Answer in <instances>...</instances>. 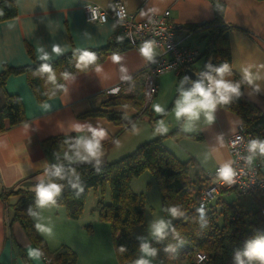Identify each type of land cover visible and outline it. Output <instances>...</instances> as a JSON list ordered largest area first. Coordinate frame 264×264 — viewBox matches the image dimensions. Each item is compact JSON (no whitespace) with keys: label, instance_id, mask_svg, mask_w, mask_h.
Here are the masks:
<instances>
[{"label":"crops","instance_id":"crops-1","mask_svg":"<svg viewBox=\"0 0 264 264\" xmlns=\"http://www.w3.org/2000/svg\"><path fill=\"white\" fill-rule=\"evenodd\" d=\"M123 1L127 9L140 20L168 10L170 20L178 25L174 38L182 45L196 49L198 56L189 67L179 71L168 70L160 74L156 80L157 90L150 98L147 97L149 87L147 65L151 62H146L139 52L144 42L106 55L88 69L87 73H77L76 80L68 85L67 93L62 90L58 95L42 101L36 98L25 74H12L6 78L4 86L0 87V109L5 103L7 93L16 95L21 101L25 121L0 132V264H45L43 256L38 260L29 256V249L37 247L20 222L13 218L12 206L18 198L14 193L17 190L33 191L35 184L38 183L37 177L43 174L45 163H56L55 156L43 146V140L60 136L65 142L68 137L80 135L71 130V126L77 122L91 123L94 127L106 130L107 136L102 141L103 155L99 166L129 154L141 143L159 136L163 137L165 148L177 158L192 159L200 168L202 175L230 162L227 139L242 125L237 115L218 106L213 124H207L202 117L194 131L185 132L173 114L174 101L178 95L176 89L180 79L185 75V70L190 69L199 75L209 61L206 54L209 32L207 23L215 18L213 0ZM220 1L223 3L222 20L228 25L227 39L232 70L242 78L241 68L251 65L253 71L259 70L264 77V67H259L264 65V0ZM15 2L17 15L0 22V71L5 65L18 67L40 61L37 51L40 46H45L46 50L51 52L52 45L59 44L64 49L62 53L64 54L71 50L100 47L115 38H121L119 25L113 18L104 23H89L83 15L82 7L85 3H95L110 11L113 0H15ZM149 9L158 11L153 13L149 12ZM142 11L147 14L141 15ZM27 46L31 48L30 51ZM156 53L157 58L161 54V49L157 46ZM57 57L53 55L52 60ZM135 74L143 77L145 81L146 113H138L132 106L116 105L112 109L122 112L120 121L110 120L101 115H84L90 110L97 109L101 103L119 91L131 93L128 86L131 87L134 83L132 80ZM124 76L131 79H124ZM256 83L260 84L261 91L253 92L245 83L244 95L264 110V78ZM158 104L165 108L164 113L155 110ZM161 120L168 125L167 133L161 134L156 131ZM176 128L184 134L177 138L169 136ZM219 134H223L222 142ZM197 136H201L200 139ZM65 146L67 147L66 144ZM181 146L190 150H183L181 154ZM76 163L94 165V161ZM261 171L264 175V161ZM34 210L39 211L41 217H51V223L56 221L60 224L59 239L54 242L48 239V234L37 230L49 251L66 245L78 252L73 243L63 239L70 231L79 229L81 223L78 218H69L63 205H50ZM93 210L97 214V202ZM97 217L99 216H95L96 220ZM31 218L36 223V218L32 216ZM139 226L133 230L136 237H140L137 233ZM108 230L111 236V227ZM104 234L106 235V232L102 235ZM97 239L99 241L96 243V249L90 251L93 256L97 253L99 245L101 247L104 245L100 244V238ZM105 243L108 244V241ZM109 244L114 261L110 260L108 254L105 256L109 258V264H118L112 237ZM88 250L89 248L86 249ZM153 264H157L154 258Z\"/></svg>","mask_w":264,"mask_h":264},{"label":"trees","instance_id":"trees-1","mask_svg":"<svg viewBox=\"0 0 264 264\" xmlns=\"http://www.w3.org/2000/svg\"><path fill=\"white\" fill-rule=\"evenodd\" d=\"M213 2L216 10L215 18L207 23L209 27L206 50L208 62L215 66L228 62L231 67L227 39L228 25L222 20L223 3L220 0H213ZM0 12H2L0 22L14 18L17 15L15 0H0ZM134 44L136 43L127 39L115 38L103 46L88 48L87 50L96 55V60L89 65L88 69L95 66L106 55L125 50ZM27 47L30 51L31 48ZM74 53L79 54L78 50H71L49 61L56 72L58 83H63L61 73L64 71L74 74L80 72L75 67L76 55ZM40 63L43 61H34L32 64L18 67L5 65L0 71V87L4 86L8 76L22 73L26 75L28 83L39 101L58 95L62 90H57L55 95H50L53 85L46 81V74L44 77L33 75V71ZM205 70L207 69L204 67L203 71ZM133 79L132 86H135L133 93L119 91L101 103L97 109L90 110L84 115H101L110 120L120 121L122 112L112 109L116 105L132 106L137 109L138 113H146L144 78L135 74ZM226 79L241 81L242 78L231 68V72L226 74ZM244 87L245 83L242 82L241 97L221 107L237 115L242 126L252 134V138L264 139V110H261L244 95ZM24 121L25 115L20 99L16 95L7 93L5 103L0 109V132ZM183 134L179 128H176L170 132L169 136L177 138ZM200 137L197 136L199 139ZM43 146L55 156L56 162L57 156L59 155L62 159V153L67 148L60 136L44 139ZM191 162L192 159L185 162L180 161L165 148L163 137L159 136L141 143L129 154L99 166V170L92 164L74 163L73 166L80 173L84 191L76 196V190L68 186L54 205H63L67 216L77 219L83 212L88 190H97L98 187L109 184L110 201L104 202L103 199L98 198V216L100 220L108 222L111 227L118 264H132V261L140 255L139 240L133 234V230L144 222L142 210L144 197L142 194L133 192L130 184L133 178L145 170H149L156 178L161 207L166 219H170L165 210L169 206L178 205L184 213L172 220L173 226L181 233L185 241L176 253L170 254L164 251L167 244L176 243L171 235L163 242L152 240L153 246L159 249L157 257L154 258L157 264H233L234 251L243 248L246 240L264 233V214L258 208L253 217L247 220L242 206L228 203L225 200H221L218 207L209 209L198 207L196 203L198 191L205 185L206 180L201 174L197 178L199 187L193 186V180L189 175ZM14 194L18 195V198L12 206L13 218L20 222L34 245L42 251V256L51 258L57 264H75L77 254L73 249L61 245L55 250L49 251L45 240L38 234L35 222L28 214L30 206L35 209L34 190H17ZM200 209H203L204 215L209 221L208 226L204 229H201L198 223ZM121 245L126 246V252L119 251ZM197 253L205 254L207 259L198 263Z\"/></svg>","mask_w":264,"mask_h":264},{"label":"clouds","instance_id":"clouds-1","mask_svg":"<svg viewBox=\"0 0 264 264\" xmlns=\"http://www.w3.org/2000/svg\"><path fill=\"white\" fill-rule=\"evenodd\" d=\"M148 11L154 13L158 10L149 9ZM146 14L143 11L141 12V15ZM120 15L122 18L123 13H120ZM156 45L157 42L155 40H147L140 47L139 52L146 62L156 63ZM37 51L39 53L38 60L43 61V63H40L33 71V75L44 77L46 74V81L53 85L50 95H55L57 90H63L64 93H67L69 91L68 85L76 80V74L64 71L61 73V78L68 83H58L56 72L53 70L52 64L49 63L53 55L59 56L64 49L59 44H53L51 52L46 50L45 46L38 47ZM78 52V55L74 53L76 55L75 67L80 72L87 73L89 65L96 60V55L87 49L78 50ZM259 67H264V65ZM205 68L207 70L201 71L196 79L189 75H184L176 89L178 95L174 101L173 114L175 120L180 122V127L185 132L194 131L202 117L207 124H213L216 119L215 114L218 106L230 104L241 97L242 82L249 85L253 92L259 93L261 91L260 84L256 82L264 77L261 76L259 70L253 71V66L251 65L241 68V81L226 79V74L231 72L228 62H224L219 66L208 62L205 64ZM123 78L131 79L129 76H124ZM155 110L159 113L165 112V108L159 104L155 106ZM71 130L80 133V135L68 137L64 142L67 148L62 153V159L58 155L56 163H45L43 174L37 177L38 183L35 184L33 189L35 192V209H43L54 205L57 198L68 186L76 190V196H79L84 191L80 173L73 166L74 163L94 161V166L99 170L100 158L103 155L102 141L107 136L106 130L102 127H94L91 123L79 122L73 124ZM168 130V125L163 120L156 127V131L161 134L167 133ZM219 138L222 142L223 134H219ZM246 151L247 155L240 158L250 167L258 155L264 156V139H250L246 144ZM235 175L236 172L232 168L231 162H227L217 169V178L227 183H235L233 179ZM63 181H66V183H63ZM165 210L169 217L173 218L184 214L178 205L169 206ZM199 211L198 223L201 229H204L208 226L209 221L204 215L203 209ZM28 214L36 218L35 227L39 232L48 235L52 234V227L41 222V213L39 211L34 210L30 206ZM170 235L176 243L167 244L164 251L174 254L184 244V237L173 226L171 219L164 217L153 219L148 225V237L151 239L143 236L137 237L140 255L132 261V264H153V258L157 257L159 249L153 246L152 240L163 242ZM119 251L121 253L126 252V246L121 245ZM42 255L43 253L40 249H29V256L34 259L38 260ZM232 259L233 264H264V233L246 240L243 248L234 251Z\"/></svg>","mask_w":264,"mask_h":264},{"label":"built area","instance_id":"built-area-1","mask_svg":"<svg viewBox=\"0 0 264 264\" xmlns=\"http://www.w3.org/2000/svg\"><path fill=\"white\" fill-rule=\"evenodd\" d=\"M84 19L89 23H104L113 18L119 25L120 39H127L132 43L155 40L161 54L156 58V63H149L147 71L149 87L147 97L150 98L157 90V77L168 70L179 71L197 58L198 51L182 45L174 38L178 25L170 20L168 10L160 14H152L148 19L140 20L133 12H130L123 0H113L112 9L107 11L95 3H85L82 7ZM120 13H123L121 18ZM252 138V134L242 125L227 139V148L230 154L232 168L236 172L235 183H227L217 178V169L205 173V185L199 189L197 206L203 209L218 207L224 195L236 193L250 195L257 201L258 207L264 214V175L261 167L264 156H257L252 166L246 165L240 157L247 155L246 144ZM203 257V259H201ZM207 256L197 253V262H204ZM45 264H57L49 257H43Z\"/></svg>","mask_w":264,"mask_h":264},{"label":"rangeland","instance_id":"rangeland-1","mask_svg":"<svg viewBox=\"0 0 264 264\" xmlns=\"http://www.w3.org/2000/svg\"><path fill=\"white\" fill-rule=\"evenodd\" d=\"M134 88L135 86H128V91H132L131 93H133ZM177 144L179 145L178 142ZM180 148L181 154H183V150H190L185 146H181ZM180 161L185 162L188 161V159ZM201 174L202 173H200V168L196 165L194 161H192L189 164V175L190 178L193 180V186L195 188L199 187V181L197 180V178ZM130 185L133 192L139 195L142 194V196L144 197L142 205L144 225H140L139 227H137V233L140 236L149 238V223L153 219H158L161 217L166 218L161 207L160 195L156 183V178L149 170H145L139 176L133 178ZM98 198L103 199L104 202L110 201L109 184H105L103 187H98L97 190H88L87 199L83 207V210H85V212H82L81 216L78 218L81 223L79 229L77 231L72 230L63 237L64 240L73 243L78 250V252L76 253V264H109V258L110 260L114 261L113 256H111V244H109V240L111 241L112 237V235L110 236L108 230L110 228V225L106 221H101L99 217H97L98 220H96L95 218V216L98 215V211L96 214V211L93 210V206L95 207ZM222 199L228 203H236L237 205L242 206L243 211L246 213L247 220H250L253 217L254 212L257 211L259 208L257 201L254 200L253 197L250 195L243 196L236 193H231L224 195ZM175 218L176 217H170L171 220H174ZM50 220L51 217H41V221L43 223L52 227V234L48 235V239L51 242H54L59 239L60 224L56 221H53V223H51ZM75 221H77L76 223H79L78 220ZM97 227H99V229H97ZM103 232H106V235H102ZM97 238H100V244L104 245L103 247L99 245V247L97 248V253L93 256L92 253L90 254V251L93 248L96 249V243H98L99 241ZM105 241H108V244L105 243ZM87 248H89L88 251H86ZM105 254H108L107 256L109 258L105 256ZM91 259L93 262H91Z\"/></svg>","mask_w":264,"mask_h":264},{"label":"water","instance_id":"water-1","mask_svg":"<svg viewBox=\"0 0 264 264\" xmlns=\"http://www.w3.org/2000/svg\"><path fill=\"white\" fill-rule=\"evenodd\" d=\"M185 75H189L193 79H196L198 77V74H196L194 71H192L190 69L185 70Z\"/></svg>","mask_w":264,"mask_h":264}]
</instances>
